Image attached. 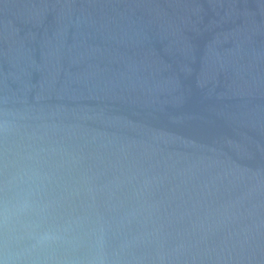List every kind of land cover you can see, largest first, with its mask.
I'll return each mask as SVG.
<instances>
[{"label":"water","instance_id":"obj_1","mask_svg":"<svg viewBox=\"0 0 264 264\" xmlns=\"http://www.w3.org/2000/svg\"><path fill=\"white\" fill-rule=\"evenodd\" d=\"M25 189L101 236L66 264H264V0H0V204Z\"/></svg>","mask_w":264,"mask_h":264},{"label":"clouds","instance_id":"obj_2","mask_svg":"<svg viewBox=\"0 0 264 264\" xmlns=\"http://www.w3.org/2000/svg\"><path fill=\"white\" fill-rule=\"evenodd\" d=\"M14 199L11 207L0 204V229H8L16 249L13 264L19 260L24 264H66L56 257L57 247L83 248L90 253L99 250L100 235L79 222H61L52 217L47 205L32 199L30 189L22 190ZM0 264L5 261L0 259ZM87 264H103V261L94 255Z\"/></svg>","mask_w":264,"mask_h":264}]
</instances>
